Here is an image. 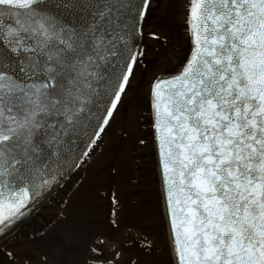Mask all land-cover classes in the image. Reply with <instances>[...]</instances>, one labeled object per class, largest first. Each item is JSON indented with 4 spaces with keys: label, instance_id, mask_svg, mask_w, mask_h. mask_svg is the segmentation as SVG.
<instances>
[{
    "label": "snow or ice",
    "instance_id": "snow-or-ice-1",
    "mask_svg": "<svg viewBox=\"0 0 264 264\" xmlns=\"http://www.w3.org/2000/svg\"><path fill=\"white\" fill-rule=\"evenodd\" d=\"M156 2L0 0V235L92 158L144 56L134 41ZM184 5L189 52L148 85L176 264H264V0ZM80 136L85 148L69 160ZM102 261L114 264L92 247L83 264Z\"/></svg>",
    "mask_w": 264,
    "mask_h": 264
},
{
    "label": "rangeland",
    "instance_id": "rangeland-1",
    "mask_svg": "<svg viewBox=\"0 0 264 264\" xmlns=\"http://www.w3.org/2000/svg\"><path fill=\"white\" fill-rule=\"evenodd\" d=\"M184 11V0H159L151 6L144 24L145 64L140 62L136 68L100 153L80 171L78 184L28 225L30 231H22L0 247V264H12L5 255L8 251L17 256L15 264H40L41 259L67 264L72 257L61 249H70L83 264L92 247L116 264H174L156 173L148 85L155 75L175 72L188 54ZM153 33L159 39H152ZM109 189L119 201L115 226L106 219L111 208ZM30 237L36 243H30Z\"/></svg>",
    "mask_w": 264,
    "mask_h": 264
},
{
    "label": "water",
    "instance_id": "water-1",
    "mask_svg": "<svg viewBox=\"0 0 264 264\" xmlns=\"http://www.w3.org/2000/svg\"><path fill=\"white\" fill-rule=\"evenodd\" d=\"M51 2H55V0H51ZM57 11H60L59 9ZM140 41V36H138L134 44L138 48ZM101 91H103V87L101 85ZM106 103L105 100L100 99L98 101V104L96 107L93 108L94 112L97 111H103V105ZM95 123V121H93ZM88 131H91V128L88 129ZM87 137L86 136H80L78 138H74V143L70 145V151H69V160L74 159L76 155H79L81 150L85 148ZM74 169H66L64 172V175L60 178L59 182L56 184H53L48 189L45 190L43 195L39 197L36 202H34L32 205H30L29 209L26 212V215L24 217H21L19 220H17L9 229L5 230L3 235H0V240H2L7 235L13 233L17 229H19L23 224H25L30 218H32L39 210H41L48 201L53 198V196L61 189V187L65 184V182L71 177Z\"/></svg>",
    "mask_w": 264,
    "mask_h": 264
}]
</instances>
